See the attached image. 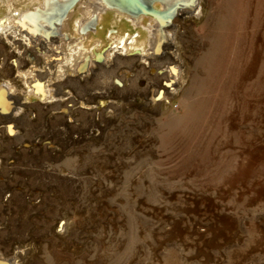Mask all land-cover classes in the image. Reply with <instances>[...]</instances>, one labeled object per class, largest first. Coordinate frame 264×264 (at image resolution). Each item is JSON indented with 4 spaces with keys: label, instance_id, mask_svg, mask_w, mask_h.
Instances as JSON below:
<instances>
[{
    "label": "rangeland",
    "instance_id": "obj_1",
    "mask_svg": "<svg viewBox=\"0 0 264 264\" xmlns=\"http://www.w3.org/2000/svg\"><path fill=\"white\" fill-rule=\"evenodd\" d=\"M9 13L0 6L1 20ZM111 19L96 33L102 46L140 30L144 48V30L125 21L106 36ZM180 25L185 79L173 106L136 94L90 135L71 119L55 127L54 104L34 96L19 117L32 132L0 116V143L14 138L12 122L23 133L18 152H0V234L25 251L22 264H264V0H203ZM91 98L99 110L116 101Z\"/></svg>",
    "mask_w": 264,
    "mask_h": 264
},
{
    "label": "bare ground",
    "instance_id": "obj_2",
    "mask_svg": "<svg viewBox=\"0 0 264 264\" xmlns=\"http://www.w3.org/2000/svg\"><path fill=\"white\" fill-rule=\"evenodd\" d=\"M202 1L124 0L123 3V0H26L24 7L17 9L13 0H0V6L6 4L10 9L8 17L0 19V47H7L6 55L0 50V60L3 59L0 76L4 77L7 86L0 87V110L3 113L5 108L12 107L11 102L5 99L6 94H10L18 108L11 114L13 120L18 125L22 124L25 132H29L33 130L31 124L30 129L24 124L29 119L19 118L20 113L22 116L28 111L25 97L27 100L31 96L39 97L46 104H54L55 110L51 113L56 117V121H52L55 127L59 122L65 124L71 119L74 130L90 135L99 126L97 116L104 118L101 114L106 112L115 114L121 101L128 102L136 94L143 93L139 100L142 104L173 106L185 79L180 43L186 41V38L181 33L183 28L180 24L189 18L200 17ZM149 3L164 10L165 14L159 16L161 21L156 19L148 24L143 22L144 15L140 13L145 11V4ZM126 8L139 13H130L129 16L135 26L145 31L144 48L140 49L138 38L134 36L117 41L103 54L96 47H88L86 39L89 34L81 29L91 16L97 13L104 18L103 15L108 11H113L117 16H127L130 11ZM164 20L167 22L163 23ZM72 22H75V29L80 32L79 36L71 34ZM9 47H12L11 57H16V64L9 61ZM81 69L87 71L80 73ZM20 82L23 83V89L17 87ZM127 82L130 84L128 87ZM94 95L101 98L111 95L116 101H110L111 104L102 101L104 109L99 110L98 104L91 98ZM67 103L71 104L69 108H66ZM19 105L27 109L23 107L19 110ZM38 111L41 112L42 108H38ZM41 113L45 115L46 111ZM7 120L10 121L11 117ZM82 125L83 128H79ZM11 126H14L13 122L8 128ZM11 132L14 133L15 129ZM16 134L19 135L15 136L14 133L11 141L0 143V152H18L16 147L20 149L23 133L20 131ZM57 139L66 141L60 130ZM33 140H29L30 145L39 141ZM0 165H6L3 158L0 159ZM60 172L67 174L68 171L62 169ZM5 189L0 184V194ZM0 243L4 245V248L0 247V264H22L25 251L17 249L11 252L14 248L11 235L1 233Z\"/></svg>",
    "mask_w": 264,
    "mask_h": 264
},
{
    "label": "flooded vegetation",
    "instance_id": "obj_3",
    "mask_svg": "<svg viewBox=\"0 0 264 264\" xmlns=\"http://www.w3.org/2000/svg\"><path fill=\"white\" fill-rule=\"evenodd\" d=\"M117 1V0H116ZM121 2H122V0H120ZM163 1V0H162ZM123 3H124V0H123ZM115 4H117V3H115ZM145 5H147L146 7L149 9V10H152V11H156V13H158V14H160V15H162V14H165V12H163L164 10H162V9H159V8H156V5H154V6H152V5H150V3L149 4H145ZM117 6H119L118 4H117ZM128 11H130L129 13H127V16L125 15H123V16H117L113 11H108L106 14H104L103 16H104V18H101L100 17V15L99 14H95V15H93V16H91V18L89 19V22L87 23V24H85L84 26H83V28L81 29L82 31L84 30L85 32H86V34H89V37L86 39V41H87V45H88V42H91V40H92V43H93V46L91 47V48H95V49H98L99 51H100V53H104L106 50L108 51V49L111 47V45L113 44H111L110 46L108 45V44H106V46H102L103 45V41H101V38H95L96 37V33H98V31L99 30H102L103 29V21H104V19L106 18V16L108 15V14H110L112 17H113V19H111L112 21H113V24H112V26L111 27H109L108 29H107V32H106V36H108L109 38L111 37V38H113V37H116L117 35H118V33H119V28H118V24H119V22H122V21H125V22H128V23H130V24H132V26H135L133 23H132V19H130V13H134V14H139L138 12H134V11H132L130 8H126ZM140 14H142V16L144 17V20H143V22H145V20H149V22H151L152 20H156V19H158V20H160L161 21V17L159 18V16H155V15H152V14H150V13H145V12H141ZM130 15V16H129ZM118 17V18H117ZM148 22V23H149ZM163 23H166L167 21L166 20H164V21H162ZM147 23V24H148ZM71 25H72V32H71V34L72 35H77V36H79L80 35V32H78L75 28H76V24H75V22H72L71 23ZM136 28H140V27H137V26H135ZM140 29H142V28H140ZM80 30V31H81ZM81 31V32H82ZM141 31L139 30V31H135L133 34H131L130 35V33L128 34V36H134V37H136V38H138L140 35H142L141 33H140ZM145 32V31H144ZM139 35V36H138ZM68 37H70V36H68ZM126 38V37H125ZM69 39V38H68ZM124 39V38H123ZM94 51V50H93ZM96 52V51H95ZM83 69H81L80 71V73H84V72H86L87 71V69H85V70H83ZM6 86V82H3L2 84H0V87H5ZM7 87V86H6ZM7 96H6V98L5 99H7L8 101H9V103L11 104V108H5V110H4V112L2 113V111L0 110V116L1 117H12V115L11 114H13L14 112H15V110H18V108H17V104H16V101L14 100V98L10 95V94H6ZM23 97V96H22ZM35 97V96H34ZM38 99H41L42 101H43V99L42 98H39V97H37ZM29 99H30V97H29ZM28 99V100H29ZM24 100H26V101H28L27 99H26V97H25V99ZM14 104H15V106H14ZM20 106V108H19V110H22V109H24L23 107L24 106H22V105H19ZM18 106V107H19ZM13 107H15V108H17V109H15V108H13ZM25 113V112H24ZM23 113V114H24ZM21 114L22 113H20V116H21ZM17 125V124H16ZM9 127V126H8ZM14 129H15V132L14 133H16V132H18L19 130H18V125L17 126H15V124H14ZM18 127V128H17ZM12 129L13 128H8V131L9 132H11L12 131ZM12 133V132H11ZM14 133H12V134H14Z\"/></svg>",
    "mask_w": 264,
    "mask_h": 264
},
{
    "label": "water",
    "instance_id": "obj_4",
    "mask_svg": "<svg viewBox=\"0 0 264 264\" xmlns=\"http://www.w3.org/2000/svg\"><path fill=\"white\" fill-rule=\"evenodd\" d=\"M145 13H150L152 15H155V16H161L160 14L156 13V11H152V10H149L146 6H145V11H143Z\"/></svg>",
    "mask_w": 264,
    "mask_h": 264
},
{
    "label": "built area",
    "instance_id": "obj_5",
    "mask_svg": "<svg viewBox=\"0 0 264 264\" xmlns=\"http://www.w3.org/2000/svg\"><path fill=\"white\" fill-rule=\"evenodd\" d=\"M9 125H10V124H9ZM9 125H8V126H9ZM8 126H7V128H8ZM11 127L14 128L13 126H11Z\"/></svg>",
    "mask_w": 264,
    "mask_h": 264
}]
</instances>
